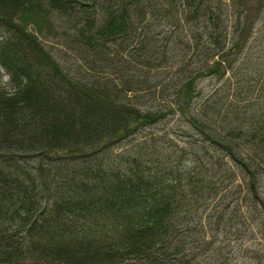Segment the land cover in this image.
<instances>
[{
  "label": "trees",
  "instance_id": "obj_1",
  "mask_svg": "<svg viewBox=\"0 0 264 264\" xmlns=\"http://www.w3.org/2000/svg\"><path fill=\"white\" fill-rule=\"evenodd\" d=\"M0 67V264H225L264 235V0H0Z\"/></svg>",
  "mask_w": 264,
  "mask_h": 264
},
{
  "label": "rangeland",
  "instance_id": "obj_2",
  "mask_svg": "<svg viewBox=\"0 0 264 264\" xmlns=\"http://www.w3.org/2000/svg\"><path fill=\"white\" fill-rule=\"evenodd\" d=\"M37 35H38V38L44 43V45L51 50V52L56 50L55 49L56 41L52 37L45 35V34H41V33H37ZM5 80H6V73L4 69L0 67V81L4 82ZM254 233L255 235L253 237L247 234L243 235L239 248L236 250L234 256L232 257V260L228 261L225 264H245L247 261L250 260L248 258V256H250V253H249L250 249L256 248L257 246L264 244V235L262 236V233H258L256 231ZM217 234L223 240H225V242L227 243V247L234 246L235 239L232 237V235L225 237L221 233H217Z\"/></svg>",
  "mask_w": 264,
  "mask_h": 264
}]
</instances>
